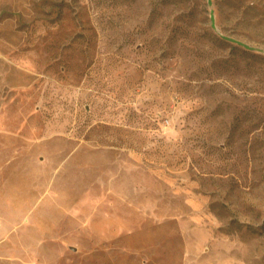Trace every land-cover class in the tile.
Wrapping results in <instances>:
<instances>
[{
  "label": "rangeland",
  "instance_id": "rangeland-1",
  "mask_svg": "<svg viewBox=\"0 0 264 264\" xmlns=\"http://www.w3.org/2000/svg\"><path fill=\"white\" fill-rule=\"evenodd\" d=\"M0 264H264V0H0Z\"/></svg>",
  "mask_w": 264,
  "mask_h": 264
},
{
  "label": "water",
  "instance_id": "water-1",
  "mask_svg": "<svg viewBox=\"0 0 264 264\" xmlns=\"http://www.w3.org/2000/svg\"><path fill=\"white\" fill-rule=\"evenodd\" d=\"M213 24H214V26H215L214 17H213ZM225 37H226L227 39L231 40V41L237 42L238 44H241V45H244L245 47L250 48L249 45L243 43L242 41H239V40H237V39H234V38H232V37H228V36H225Z\"/></svg>",
  "mask_w": 264,
  "mask_h": 264
}]
</instances>
